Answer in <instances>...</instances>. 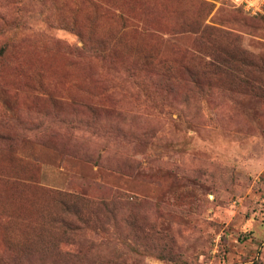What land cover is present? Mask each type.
Segmentation results:
<instances>
[{
	"label": "rangeland",
	"instance_id": "rangeland-1",
	"mask_svg": "<svg viewBox=\"0 0 264 264\" xmlns=\"http://www.w3.org/2000/svg\"><path fill=\"white\" fill-rule=\"evenodd\" d=\"M0 264H264V0H0Z\"/></svg>",
	"mask_w": 264,
	"mask_h": 264
}]
</instances>
